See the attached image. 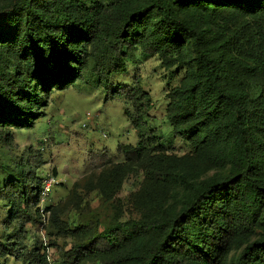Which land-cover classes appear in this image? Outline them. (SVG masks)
I'll return each instance as SVG.
<instances>
[{
	"label": "trees",
	"instance_id": "trees-1",
	"mask_svg": "<svg viewBox=\"0 0 264 264\" xmlns=\"http://www.w3.org/2000/svg\"><path fill=\"white\" fill-rule=\"evenodd\" d=\"M138 51L185 69L166 95V119L193 148L189 157L168 154L148 128L154 101L140 78L110 82L139 64ZM88 73L105 101L128 106L138 143L120 147L123 162L76 182L63 207L46 209L55 236L69 240L52 242L56 264H264V0H0L4 148ZM44 165L28 148L5 168L0 264H52L32 231L43 224ZM141 172L149 184L128 207L119 194ZM93 193L111 211L105 221Z\"/></svg>",
	"mask_w": 264,
	"mask_h": 264
},
{
	"label": "rangeland",
	"instance_id": "rangeland-1",
	"mask_svg": "<svg viewBox=\"0 0 264 264\" xmlns=\"http://www.w3.org/2000/svg\"><path fill=\"white\" fill-rule=\"evenodd\" d=\"M137 56L139 64L129 62L126 71L111 76L110 82L132 85L136 78H140L143 89L154 101L148 128L155 129L157 135L164 138L168 154L177 159L191 156V145L172 137V128L166 119L169 103L166 95L180 84L185 76V69H165L158 57H147L140 51ZM105 97L106 93L97 77L88 73L72 89L53 94L50 106L34 129L13 130L14 143L11 149L4 148L0 143V188L12 178L5 168L12 166L13 157H20L28 148L38 150L45 162L40 169L41 178L46 181L53 178L56 181L49 195L42 196L39 204L43 224L38 230L32 229L42 237V250L47 252L52 264H56L59 258L52 242L62 245L65 242L69 244V240L55 236L49 225L51 212L46 209L63 207L76 182L123 162L120 147L138 143L137 133L125 115L128 106L120 98L105 101ZM198 168L202 172L213 173L203 163ZM147 184L149 183L143 172L137 177H130L125 181L119 198L131 207L133 195ZM91 201L92 208L105 221L111 211L100 206L94 193ZM74 213L73 210L70 216L73 217ZM238 253L239 251L234 252V255ZM5 264L20 263L8 259Z\"/></svg>",
	"mask_w": 264,
	"mask_h": 264
},
{
	"label": "built area",
	"instance_id": "built-area-1",
	"mask_svg": "<svg viewBox=\"0 0 264 264\" xmlns=\"http://www.w3.org/2000/svg\"><path fill=\"white\" fill-rule=\"evenodd\" d=\"M56 183L55 179H49L45 181V186L42 192V196H47L51 192L53 185Z\"/></svg>",
	"mask_w": 264,
	"mask_h": 264
}]
</instances>
